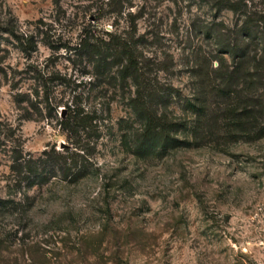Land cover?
I'll return each mask as SVG.
<instances>
[{
  "label": "rangeland",
  "instance_id": "1",
  "mask_svg": "<svg viewBox=\"0 0 264 264\" xmlns=\"http://www.w3.org/2000/svg\"><path fill=\"white\" fill-rule=\"evenodd\" d=\"M217 7L0 0V264H264V113L228 128L242 66L221 43L240 47L243 16ZM251 27L239 97L262 101ZM78 108L95 119L74 137L60 121ZM15 146L32 161L76 153L78 174L32 184L10 169Z\"/></svg>",
  "mask_w": 264,
  "mask_h": 264
},
{
  "label": "trees",
  "instance_id": "2",
  "mask_svg": "<svg viewBox=\"0 0 264 264\" xmlns=\"http://www.w3.org/2000/svg\"><path fill=\"white\" fill-rule=\"evenodd\" d=\"M216 5L218 6V10L227 9L232 11L233 13L239 12L243 16L242 23L239 27L240 34L242 36L240 47H236L237 43L234 44L236 39L233 41H224L221 43L222 51L223 53L230 54L234 57L239 56L237 63L238 66L241 65L242 67H245L246 65L250 64V55H248V50H245L246 47L252 46L253 42L252 38L250 37L252 34H254L253 28L251 27L252 24L255 25V27L258 26L261 28L262 33H264V13H253L249 12V10L246 9V2L245 0H235V1H225V0H215ZM264 40V38H263ZM239 49L240 53L242 55H238L237 50ZM24 51L27 50V48H23ZM131 62V59H130ZM242 67L238 70V74L229 75L230 80H232L234 83L232 85H235L236 87V80L241 78L242 79V86L241 88H235L237 90H234L228 93H233L236 95V98L238 99V107L240 109V112H236V108L230 109V114L232 115L233 122L228 126V128H241L243 131H247V133L250 132V130L258 129L255 128L258 126V113H264V96L263 100H259L257 98H253L252 96H242V98L239 97V93L242 90H250L254 81L251 79H248L247 75L252 76L248 71L247 74L242 71ZM241 74V75H240ZM240 80V79H239ZM256 80L258 81L259 78L256 77ZM222 82V81H221ZM261 85V84H260ZM219 86V85H218ZM223 88L215 87L216 93H224ZM234 89V88H233ZM230 89H228L229 91ZM227 94V93H225ZM20 100H17V103H19ZM256 109V110H255ZM203 112V110H201ZM95 119V115L93 113L89 112H82L80 108L76 109L74 111V116L72 119H63L60 121V125L68 127V132H70L71 136L77 137V132L81 130V132H86V130H91L93 127L92 121ZM261 130H264V128H261ZM9 131L12 130L9 128ZM70 136V137H71ZM74 148L77 150H84L85 146L79 145V141H75ZM64 151H66L64 149ZM12 153V162L10 165L11 171L15 172L18 176L21 175L23 179H26L28 182L32 184L39 183L40 180L45 179L46 176H53V170L56 168L58 169L62 174L64 179L74 180L76 178V175L78 174V170L76 167L77 160L75 157L78 156L76 153H71L68 156H64L63 154L57 153L54 150L46 151L44 150L42 152V155H44V159L40 160L41 158H38L35 161H32L30 159H26L22 156L21 150L18 146H15L11 150ZM75 156V157H74ZM80 167V165H79ZM76 170V171H75Z\"/></svg>",
  "mask_w": 264,
  "mask_h": 264
}]
</instances>
